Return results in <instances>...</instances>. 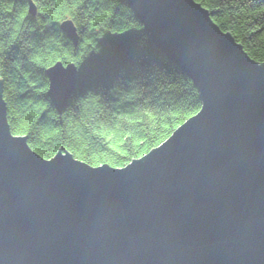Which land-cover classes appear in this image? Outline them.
<instances>
[{"label":"water","instance_id":"water-1","mask_svg":"<svg viewBox=\"0 0 264 264\" xmlns=\"http://www.w3.org/2000/svg\"><path fill=\"white\" fill-rule=\"evenodd\" d=\"M125 2L200 109L124 166H91L13 135L0 80V264H264V60L193 0ZM73 70L49 68L57 107Z\"/></svg>","mask_w":264,"mask_h":264},{"label":"trees","instance_id":"trees-1","mask_svg":"<svg viewBox=\"0 0 264 264\" xmlns=\"http://www.w3.org/2000/svg\"><path fill=\"white\" fill-rule=\"evenodd\" d=\"M32 1L34 17L27 0H0V80L10 132L41 157L60 148L91 166L122 167L200 108L191 80L124 0ZM196 1L250 58L264 60V0ZM65 18L77 27L75 45L59 29ZM55 62L73 63L79 79L59 112L47 95Z\"/></svg>","mask_w":264,"mask_h":264},{"label":"rangeland","instance_id":"rangeland-1","mask_svg":"<svg viewBox=\"0 0 264 264\" xmlns=\"http://www.w3.org/2000/svg\"><path fill=\"white\" fill-rule=\"evenodd\" d=\"M196 0H193V2H195ZM124 2H125V0H124ZM197 2V1H196ZM125 4L128 6V4L125 2ZM202 6V5H201ZM129 7V6H128ZM203 7V6H202ZM203 8H205V7H203ZM129 9L133 12V14H134V16H135V18L139 21V23H140V25L142 26V31H143V33L144 34H146L147 36H148V38H149V40H150V42L152 43V41H151V39H150V36H149V34L147 33V32H145L144 30H143V28H144V25L142 24V22L136 17V13L134 12V10H132L130 7H129ZM36 7H35V5H34V3H33V1L32 0H27V13H28V15H30L31 17H34L35 16V14H36ZM207 10V9H206ZM209 13V12H208ZM209 16H210V19H211V21L214 23V21L212 20V18H211V15H210V13H209ZM68 23V22H71V27L73 28V38L74 39H70V38H68V39H70L71 40V42H72V44L73 45H75L76 44V41H77V39H78V33H77V27L75 26V24L73 23V21L70 19V18H65V19H62L61 21H59V23H58V26H59V29L65 34V30L63 31V29H62V25H63V23ZM216 24V23H215ZM218 26V25H217ZM65 27V26H64ZM72 28H70V29H72ZM70 29H66V31H68L69 32V30ZM220 29V28H219ZM71 31V30H70ZM223 31V30H222ZM228 32V31H227ZM66 37H68L67 35H65ZM238 43V42H237ZM153 44V43H152ZM154 45V44H153ZM242 47V46H241ZM159 49V48H158ZM160 50V49H159ZM161 51V50H160ZM162 52V51H161ZM245 52V51H244ZM163 53V52H162ZM164 55H166L165 53H163ZM249 57V56H248ZM169 58V57H168ZM170 59V58H169ZM252 59V58H251ZM171 60V59H170ZM172 61V60H171ZM57 62H55L54 64H52L50 67H48L47 69H46V76H47V79H48V88H47V95H48V97H49V99H50V101H51V103H52V105L54 106V108L56 109V111L57 112H59V111H61V109L64 107V105H65V103L67 102V99H68V97L71 95V93L75 90V87H76V84L78 83V81H79V79L77 78V76H76V74H78L77 72V69H76V67H75V65L73 64V63H66V64H62L61 62V64H62V66H66V65H68V64H71L72 65V67H73V71L75 72V78L73 79V81L70 83V86H69V88H68V90H67V93H66V98H64V100L62 101V103H61V105L60 106H56L54 103H53V101H52V99L50 98V95H49V93L48 92H50V88H49V86H50V79L52 78V74H51V72H49V68H51V67H53L55 64H56ZM175 64V63H174ZM186 74V73H185ZM187 75V74H186ZM188 76V75H187ZM51 77V78H50ZM188 78L190 79V77L188 76ZM191 80V79H190ZM191 82H192V80H191ZM194 85V84H193ZM1 87H2V82H1ZM195 87V86H194ZM59 90V89H58ZM197 90V89H196ZM198 92V91H197ZM199 95V94H198ZM2 98H3V95H2ZM112 100V99H111ZM199 100H200V98H199ZM3 101H4V99H3ZM200 103H201V101H200ZM4 105H5V101H4ZM58 105H59V103H58ZM5 111H6V105H5ZM194 115V114H193ZM192 116V115H191ZM190 116V117H191ZM189 118V117H188ZM187 118V119H188ZM185 121V120H184ZM183 121V122H184ZM182 122V123H183ZM181 123V124H182ZM180 124V125H181ZM14 135V134H13ZM20 136H23V135H20ZM26 138V137H25ZM28 145V144H27ZM32 150V149H31ZM61 150V153L63 154V151H64V149H60ZM58 151V150H57ZM56 151V152H57ZM35 152V151H34ZM56 152L54 153V154H56ZM70 153V152H69ZM38 154V153H37ZM53 154V155H54ZM71 154V153H70ZM39 155V154H38ZM52 155V156H53ZM72 155V154H71ZM40 156V155H39ZM51 156V157H52ZM50 157V158H51ZM72 157H73V155H72ZM43 158V157H42ZM74 158V157H73ZM44 159H49V158H44ZM74 159H76V158H74ZM76 160H78V159H76ZM79 161H81V160H79ZM85 163V162H84ZM101 165V164H100ZM108 165V164H107ZM110 166V165H109ZM111 167H113V166H111ZM116 168V167H115Z\"/></svg>","mask_w":264,"mask_h":264},{"label":"bare ground","instance_id":"bare-ground-1","mask_svg":"<svg viewBox=\"0 0 264 264\" xmlns=\"http://www.w3.org/2000/svg\"><path fill=\"white\" fill-rule=\"evenodd\" d=\"M195 2H196V1H195ZM196 3H199V4H200V2H198V1H197ZM200 5H201V4H200ZM205 9H206V8H205ZM206 11H207V10H206ZM207 12H208V11H207ZM65 35H67V34L65 33ZM166 57H167V56H166ZM167 58H168V57H167ZM171 62H173V61H171ZM173 63H174V62H173ZM114 92H115V91H114ZM111 95H115V93H111ZM62 97L66 98L65 95H63ZM113 98H116V97L113 96ZM112 107L115 108L116 106H114V104H113ZM199 109H200V108H199ZM199 109H198V110H199ZM197 112H198V111H197ZM197 112H196V113H197Z\"/></svg>","mask_w":264,"mask_h":264}]
</instances>
